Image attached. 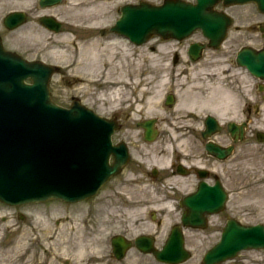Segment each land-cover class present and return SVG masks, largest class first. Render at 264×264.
<instances>
[{
	"label": "rangeland",
	"instance_id": "1",
	"mask_svg": "<svg viewBox=\"0 0 264 264\" xmlns=\"http://www.w3.org/2000/svg\"><path fill=\"white\" fill-rule=\"evenodd\" d=\"M105 1L104 5L107 7L81 12L70 7L71 0H63L56 10L69 22L68 31L56 35L47 32L37 20L41 13L53 12L55 8H41L38 0H0V34L9 49L21 52L28 59H41L59 66L60 71L53 76L52 80L53 92L56 101L64 105H70V96L76 95L84 98L86 105L101 114L106 115L120 110L122 114L129 113L135 118L143 115L161 117L160 121L163 125L161 130L169 132L170 129L164 117L183 115L185 118L186 115L197 110L201 103L222 108L225 104L224 111L227 120L235 119V114L244 108V103H247L249 120L247 141L237 150L227 174L231 191L230 211L232 212L220 213L212 218L207 228L190 230L186 234L187 247L190 248L193 256L183 264H203L204 253L220 238V231L217 228L225 224V214L236 217L246 224L264 223V142L260 143L256 140V132L264 131V92L257 88L259 80L245 68L236 67L235 63L236 53L240 47L252 44L258 48L264 45L262 36L264 31L263 33L260 31L264 16L258 12L255 5L228 8V12L235 18V25L229 30L228 38L223 46L218 50H205L204 57L197 63H187L183 60L174 67L175 65L171 62L174 47L167 46V44L162 47L156 39L134 48H128L121 39L113 42L102 40L89 42L92 35L84 31L85 26L106 27L118 17L120 6L126 3H138L140 0ZM148 1L161 3L163 0ZM15 9L29 11L30 21L20 30L8 31L4 27L3 17L7 12ZM76 25L80 27H75ZM199 36L200 33H195L192 38ZM186 45H188L187 41L184 46L185 50ZM90 47H93V50H89ZM106 52L108 56L116 54L118 58L113 57V60L111 59L113 62H111L101 56ZM136 61H140V64L135 65ZM192 72L197 75L196 80L189 77ZM88 78L97 80V83L91 82L90 87L87 86ZM126 83L127 87H125ZM189 86L191 87L188 88ZM117 89L115 95L118 99L112 100L111 92ZM155 90L162 91L161 95L164 96L158 106L150 109L146 106V100L154 95ZM202 91L209 93V100H206L207 96L198 95ZM169 92L176 95L177 102L174 106L166 104V95ZM223 93L231 94V101L225 100L223 103L219 98ZM187 119L191 120V118ZM133 125V138L139 140L141 134L135 123ZM160 143L155 144L154 147L144 144L142 156L154 159L155 157L148 150L161 149L164 142L163 145ZM137 144L139 145V142ZM154 197L159 198L158 195L152 193V198ZM157 203V207L160 208L157 209L158 212H163V208H167L164 200H158ZM155 208L150 207L151 210ZM14 210V208L7 209L0 205V219L1 216H7L6 221H0L2 222L0 223V235L3 229L9 226L14 227L9 237L2 240L0 264H43L44 262V264H65L64 261L69 258V255L62 249L47 251L46 257L41 251L36 258L28 257V260L19 262L20 253L25 245H22L16 236ZM177 217L173 214L165 219L157 233H154V223L151 225L147 223L134 229L146 231L148 227L152 228L149 232L154 237L155 234L159 235L155 242L161 245L171 224L178 220ZM104 244L106 240L102 236L89 234L87 241L79 251L82 259L78 255L80 263L77 261V264H84L85 259L91 258L101 261L102 258L98 256L102 254L104 255L102 264H160L153 256L141 255L137 250H131L124 259L115 258V262H112L111 259H107L109 250L108 247L104 249L106 247ZM94 254L95 256L91 257ZM222 264H264V249L242 251L234 260Z\"/></svg>",
	"mask_w": 264,
	"mask_h": 264
},
{
	"label": "water",
	"instance_id": "2",
	"mask_svg": "<svg viewBox=\"0 0 264 264\" xmlns=\"http://www.w3.org/2000/svg\"><path fill=\"white\" fill-rule=\"evenodd\" d=\"M60 1L41 0L43 6ZM248 2H254L264 13V0H164L160 5L141 1L121 7L122 16L113 30L142 44L154 35L183 39L202 29L211 39L208 45L218 48L233 20L215 6ZM24 21L25 14L16 12L7 17L6 25L13 28ZM202 47L192 45L194 59ZM237 60L264 79V50L245 46ZM53 69L6 51L0 38V201L6 204L15 206L50 198L79 201L96 194L115 171L108 164L113 123L82 105L66 108L54 102L49 92ZM29 77L31 84L25 81ZM172 100L170 95L168 103ZM140 125L145 126L146 138L152 139L153 123ZM230 130L236 141L240 135L243 137L242 127L232 124ZM184 204L188 210L183 223L191 226L204 225L203 212L220 206L192 195ZM146 247L144 251L166 262L179 263L190 256L179 226L174 227L162 250L151 244ZM259 248H264L263 224L245 225L229 219L221 240L203 260L205 264H218L234 258L241 250ZM118 253L121 257L122 247Z\"/></svg>",
	"mask_w": 264,
	"mask_h": 264
},
{
	"label": "flooded vegetation",
	"instance_id": "3",
	"mask_svg": "<svg viewBox=\"0 0 264 264\" xmlns=\"http://www.w3.org/2000/svg\"><path fill=\"white\" fill-rule=\"evenodd\" d=\"M38 5L41 7L39 0ZM58 6L51 8L56 10ZM55 10L50 13H41L39 16L42 14L55 16L62 21L61 31L58 33H65L68 31L67 24L69 22L65 20V16ZM23 26L16 30H20ZM263 26L264 22L260 25L262 33L261 29ZM45 28L50 33L55 34L53 29ZM84 28L86 29L84 31L92 35L89 42H93V40L113 42L121 39L127 44L128 48H134L135 46L132 42L113 33L110 26L99 28L98 26L90 25ZM262 36L264 38L263 34ZM156 38L162 47L166 46V44L174 47L171 56V62L175 65L174 67L183 62V60H186L187 63L198 62L193 61L189 55V44L191 42L186 45L185 50V41ZM201 40L202 37L199 36L195 41ZM153 48L155 49L154 46ZM258 49H261V47H258ZM17 52L27 58L26 55L19 51ZM101 56L111 62H113V57L118 58L116 54L108 56V52ZM59 71L60 68L57 73ZM52 83L53 81L51 82V92L53 99H55ZM127 86L128 84L126 83L125 87ZM201 94L204 97L207 92L202 91ZM70 98V105L77 100L85 104L84 98L76 95L70 96ZM206 100L209 99L206 98ZM223 106L222 108L208 105V103H201L197 110L190 113V115H186V119L183 115L164 117L166 118L165 123H167L168 129H170L169 132L161 130L163 127L160 121L161 117L143 115L135 118L129 113L122 114L120 110L104 115L105 118L113 121L117 126L112 137L114 152L110 157L109 163L118 165V172L101 187L97 195L82 201L71 202L52 199L14 208L16 236L21 244L29 249L25 246L23 247L20 253V261L24 262L28 260V257L36 258L41 251L46 257L47 251L62 249L67 250L69 255V258L64 261L65 264H73L74 261V264H77V261L80 263L78 259L80 257L82 259V254L79 251L87 241L89 234L97 235L98 237L102 236L106 240L104 249L108 247L109 257L107 259H111L112 262L117 259L113 243V239L117 236L130 242L129 251L137 250L142 255L137 246V240L151 238L150 232L152 228L148 227L146 231L134 228L144 226L147 223L149 225L154 223V233L159 232L165 219H168L173 214L181 216L184 210L180 205L181 199L187 194L197 193L204 187V184L210 187L219 184L228 194L223 211L220 213L232 212L230 211L231 191L227 181V174L231 169L232 159L236 157L237 150L246 143L247 138L234 144L228 124L232 121L238 123L248 121L247 103L243 104L244 108L241 111L238 110L239 113L235 114V119L228 120L225 116V105ZM210 117L214 119V122L210 121ZM187 118H191V120L189 121ZM145 121H153L158 130V134L152 142L146 139L145 130L138 126L139 122ZM133 123H135L141 134L139 140L133 138ZM137 142H139L140 146ZM159 143L163 145L161 149L157 151L148 150L155 157L154 159L142 156L144 144L154 147L155 144ZM208 144L212 146V151L208 149ZM233 144V152L228 155L226 151ZM152 193L158 195L159 198H152ZM158 200H164V205L170 206V208H163V212H158L157 209H160L157 207ZM0 205L7 209H13L1 203ZM150 207L156 208L151 210ZM140 209L143 211L138 212ZM217 215H209V221H212V218ZM228 216L230 215L225 214L224 219L226 220ZM6 220L7 216H1L0 221ZM13 228L10 226L6 228V233L11 234ZM157 237L159 235L155 234V241H157ZM119 247L117 248L119 249ZM78 255H80L79 258ZM146 255L151 256L150 254ZM93 256L95 254L91 257ZM103 256V254L98 256L102 258L101 261L92 258L89 260L85 259L84 264H99L103 262Z\"/></svg>",
	"mask_w": 264,
	"mask_h": 264
},
{
	"label": "bare ground",
	"instance_id": "4",
	"mask_svg": "<svg viewBox=\"0 0 264 264\" xmlns=\"http://www.w3.org/2000/svg\"><path fill=\"white\" fill-rule=\"evenodd\" d=\"M106 3L105 0H74L70 2V7L73 8L74 10H79V11H83V10H96V9H102L104 7H107L106 5H104ZM89 50H93V47H90ZM90 63V62H89ZM80 64V62L78 63ZM91 64V63H90ZM140 64V61H136L135 62V65H139ZM154 66H157V64H154ZM189 77H191L193 80H196L198 77L197 75L193 74V72L191 73V75H189ZM97 80H93L92 78H88L86 80V85L90 87L91 85V82H96ZM165 85H167V83H165ZM191 86H189L188 88H190ZM118 91L117 90H113L111 92V97L112 100H115V99H118V96L115 95V93ZM152 92V90L150 91ZM154 92V95L150 96L147 100H146V106H148L150 109L153 108V106H158L159 104L158 103H161L162 102V99H163V94L161 95V92L162 91H153ZM144 93V92H143ZM198 95H200V93H198ZM202 96V94L200 95ZM207 96V99L209 95V93L207 92L206 94ZM219 98L222 99V102L225 103V100L228 102L229 100L231 101V94H226V93H223L222 95L219 96ZM225 105V104H223ZM190 109V108H189ZM192 113V112H191ZM143 210H138V212H141ZM137 212V213H138ZM20 261V260H19Z\"/></svg>",
	"mask_w": 264,
	"mask_h": 264
}]
</instances>
